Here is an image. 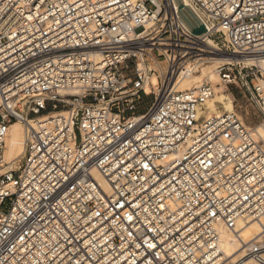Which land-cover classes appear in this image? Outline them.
<instances>
[{
  "label": "built area",
  "instance_id": "obj_1",
  "mask_svg": "<svg viewBox=\"0 0 264 264\" xmlns=\"http://www.w3.org/2000/svg\"><path fill=\"white\" fill-rule=\"evenodd\" d=\"M214 57L264 127V0H0V264H264V140L179 89Z\"/></svg>",
  "mask_w": 264,
  "mask_h": 264
},
{
  "label": "bare ground",
  "instance_id": "obj_2",
  "mask_svg": "<svg viewBox=\"0 0 264 264\" xmlns=\"http://www.w3.org/2000/svg\"><path fill=\"white\" fill-rule=\"evenodd\" d=\"M208 44L211 47H214V45L211 42H209ZM225 61H231V59L214 57L206 61V63L212 64L213 66H207V67L204 66V68H201V69H199V67H194V68L188 67L186 70V74H182V77L180 78L179 89L186 90V89H193L195 87H198L196 84H198L200 81L198 77L196 78L197 73L203 74L205 70L214 68L215 65H219L220 63L225 62ZM247 63H250V61H247ZM262 64L264 66V62ZM151 67H154V66L151 65ZM213 75H216L215 69H213ZM204 79L208 81L207 77H204ZM151 83L154 85L156 84V79L154 76L151 77ZM223 89L225 88L223 87ZM212 90H213L212 96L204 103V105L208 104L211 109L206 115L208 117L214 116L215 102H218L220 100L219 94L221 93L220 92L221 90L219 88H213ZM146 91L148 92V90ZM203 106H202V109H203ZM199 114H200V111L198 112V115ZM15 126H18L19 128L16 129ZM253 129L264 140V127L262 125H258L254 127ZM23 150H24V127L21 123L15 122L9 128L7 137L5 139V146H4V151H3V162L8 165V168L16 167L18 158L22 156ZM94 177L98 180L101 187L106 192H108L109 189L107 185L103 182V180L95 173H94ZM260 233H261V230L256 223H249L244 226L241 237L243 238L244 242H248L254 239H258ZM222 238H223V242L221 243L222 251L227 256H230L236 259V257L238 256L237 254L238 245L231 241L232 237L228 233H226L225 230H223Z\"/></svg>",
  "mask_w": 264,
  "mask_h": 264
},
{
  "label": "rangeland",
  "instance_id": "obj_3",
  "mask_svg": "<svg viewBox=\"0 0 264 264\" xmlns=\"http://www.w3.org/2000/svg\"><path fill=\"white\" fill-rule=\"evenodd\" d=\"M152 63H149V66H151ZM196 67H199V69L207 67V66H213L212 64L206 63V61H203L201 63H198V65H194ZM217 65L214 66V68H210L204 71L203 74H196V78H199V83L196 84L197 86L201 85V83H208L210 86L213 88H219L221 93L219 94L220 100L218 102H215V114L218 115L223 112H235L237 114H241L243 116L244 124L247 127H256L259 124V119L256 120L255 124L249 123L248 121L245 120L243 110L245 109V104L244 102L240 99V95L237 94V92L233 91L232 89H223V85L221 84L219 78H217L216 75H213V69H215ZM204 77L208 78V81L204 79ZM195 85V86H196ZM222 86V87H221ZM146 103L145 106L141 107L137 113H142L144 112L147 107L151 104L152 102V97L146 98L145 101ZM208 103V102H207ZM210 106L208 104L203 106V110L200 111L199 116H206L207 113L210 111ZM257 117V116H256ZM16 129H18V126H15ZM15 129V130H16ZM14 130V131H15ZM20 147V146H19ZM21 149V148H20ZM21 152V150H20ZM19 160V158H18Z\"/></svg>",
  "mask_w": 264,
  "mask_h": 264
},
{
  "label": "water",
  "instance_id": "obj_4",
  "mask_svg": "<svg viewBox=\"0 0 264 264\" xmlns=\"http://www.w3.org/2000/svg\"><path fill=\"white\" fill-rule=\"evenodd\" d=\"M205 32V29L204 27H200L199 29H196L193 31V34H196V35H200V34H203Z\"/></svg>",
  "mask_w": 264,
  "mask_h": 264
}]
</instances>
